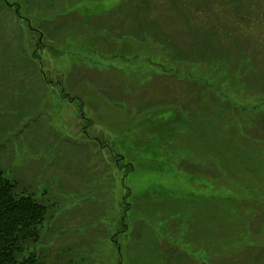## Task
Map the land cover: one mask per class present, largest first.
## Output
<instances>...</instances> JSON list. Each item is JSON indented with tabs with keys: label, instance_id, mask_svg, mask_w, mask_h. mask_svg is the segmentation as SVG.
I'll use <instances>...</instances> for the list:
<instances>
[{
	"label": "rangeland",
	"instance_id": "rangeland-1",
	"mask_svg": "<svg viewBox=\"0 0 264 264\" xmlns=\"http://www.w3.org/2000/svg\"><path fill=\"white\" fill-rule=\"evenodd\" d=\"M35 1L0 0V168L40 261L264 264V0ZM192 28L234 66L173 60Z\"/></svg>",
	"mask_w": 264,
	"mask_h": 264
},
{
	"label": "trees",
	"instance_id": "trees-1",
	"mask_svg": "<svg viewBox=\"0 0 264 264\" xmlns=\"http://www.w3.org/2000/svg\"><path fill=\"white\" fill-rule=\"evenodd\" d=\"M191 33L190 40H192L193 46L190 45V53L195 54L198 50L202 60L198 59L197 61L190 56H181L184 55L185 47V49L182 48L183 52L180 51L176 56L170 53L173 60L183 62L187 59L195 63L204 62L207 66H234V62L226 53L227 50L214 47V36L210 37L200 28H192ZM158 44L166 46V49L168 46L170 49L175 46L174 42L167 40L158 42ZM197 44L202 47L196 49ZM172 53L176 54L174 51ZM47 217L48 207L37 201L32 195L19 193L18 184L6 177L4 170L0 168V264H43L32 249L34 244L41 240ZM249 230L254 235L252 228ZM258 232L264 238V227ZM233 251L229 247L222 250V252L233 254L239 259L241 254L236 252L237 250ZM236 258L234 257V259Z\"/></svg>",
	"mask_w": 264,
	"mask_h": 264
},
{
	"label": "crops",
	"instance_id": "crops-1",
	"mask_svg": "<svg viewBox=\"0 0 264 264\" xmlns=\"http://www.w3.org/2000/svg\"><path fill=\"white\" fill-rule=\"evenodd\" d=\"M245 231H246V230H245ZM245 231H244V232H245ZM247 232H251V230H248ZM242 239H243V237H242ZM252 243H253V242H252ZM248 244L251 245V241H248ZM249 245H248V246H249ZM240 249H243V248H240ZM240 262H241V260H240ZM239 264H240V263H239Z\"/></svg>",
	"mask_w": 264,
	"mask_h": 264
}]
</instances>
